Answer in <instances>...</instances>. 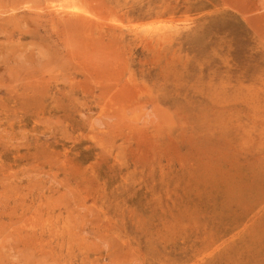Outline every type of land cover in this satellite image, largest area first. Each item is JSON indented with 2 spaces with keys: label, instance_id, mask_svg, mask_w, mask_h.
Here are the masks:
<instances>
[{
  "label": "rangeland",
  "instance_id": "1",
  "mask_svg": "<svg viewBox=\"0 0 264 264\" xmlns=\"http://www.w3.org/2000/svg\"><path fill=\"white\" fill-rule=\"evenodd\" d=\"M150 1L0 0V264H264V0Z\"/></svg>",
  "mask_w": 264,
  "mask_h": 264
},
{
  "label": "bare ground",
  "instance_id": "2",
  "mask_svg": "<svg viewBox=\"0 0 264 264\" xmlns=\"http://www.w3.org/2000/svg\"><path fill=\"white\" fill-rule=\"evenodd\" d=\"M147 1H149V0H147ZM151 1H152V0H151ZM151 1H150V2H151ZM154 1H155V0H154ZM162 1H163V0H162ZM162 1H161V2H162ZM168 2H169V1H168ZM151 3H152V2H151ZM146 4H147V3H146ZM146 4H145V5H146ZM149 4H150V3H149ZM160 4H161V3H160ZM160 4H159V5H160ZM2 6H3V5H2ZM12 6H13V5H12ZM167 6H168V5H167ZM10 7H11V6H10ZM147 7H148V6H147ZM155 7H157V6H155ZM159 7H160V6H159ZM165 7H166V6H165ZM150 8H151V7H150ZM150 8H149V9H150ZM152 8H153V7H152ZM166 8H167V7H166ZM166 8H165V9H166ZM147 9H148V8H147ZM147 9H146V10H147ZM161 9H162V8H161ZM167 9H168V8H167ZM151 10H153V9H151ZM162 10H163V9H162ZM162 10H161V11H162ZM148 11H149V10H148ZM153 11H154V10H153ZM153 11H152V12H153ZM156 11H157V10H155V12H156ZM146 13H147V12H146ZM159 13H160V12H159ZM150 14H151V13H150ZM150 14H149V15H150ZM153 14L156 15V14H158V13H157V12H156V13L153 12ZM158 15H159V14H158ZM160 15H161V14H160ZM173 15H174V14H173ZM147 16H148V15H147ZM153 17H154V16H153ZM0 18H1V17H0ZM50 19H51V18H50ZM76 19H77V18H76ZM111 19H112V18H111ZM68 22H69V20H68ZM66 23H67V22H66ZM185 32H186V31H185ZM185 32H184V33H185ZM184 33H183V34H184ZM187 33H188V32H187ZM174 34H175V33H174ZM178 34H181L180 31H179ZM183 34H181V35H183ZM172 35H173V34H172ZM172 35H169V37L171 36V38H172ZM176 36H177V35H176ZM43 38H44V37H43ZM166 38H167V37H166ZM166 38H165V39H166ZM175 39H176V37H175ZM171 41H172V40H171ZM2 42H3V41H2ZM172 42H173V41H172ZM55 47H56V46H55ZM25 49H26V48H25ZM25 49H24V50H25ZM6 54H7V53H6ZM48 54H49V53H48ZM92 60H93V59H92ZM66 62H67V61H66ZM29 66H30V65H29ZM35 70H36V69H35ZM84 71H85V70H84ZM33 73H34V72H33ZM47 73H48V72H47ZM92 76H93V75H92ZM94 84H95V83H94ZM44 85H45V84H44ZM33 86H34V85H33ZM78 86H79V85H78ZM32 94H33V93H32Z\"/></svg>",
  "mask_w": 264,
  "mask_h": 264
}]
</instances>
